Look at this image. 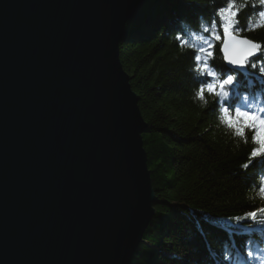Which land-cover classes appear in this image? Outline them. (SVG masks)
Segmentation results:
<instances>
[{
    "label": "water",
    "instance_id": "water-1",
    "mask_svg": "<svg viewBox=\"0 0 264 264\" xmlns=\"http://www.w3.org/2000/svg\"><path fill=\"white\" fill-rule=\"evenodd\" d=\"M146 1L0 0V264H131L156 197L120 46Z\"/></svg>",
    "mask_w": 264,
    "mask_h": 264
},
{
    "label": "trees",
    "instance_id": "trees-1",
    "mask_svg": "<svg viewBox=\"0 0 264 264\" xmlns=\"http://www.w3.org/2000/svg\"><path fill=\"white\" fill-rule=\"evenodd\" d=\"M203 2L146 1L142 19L127 26L128 37L120 46L146 123L142 140L156 197L154 218L131 264H230L225 254L243 252L245 245L251 251L254 239L264 238V196L254 188L264 183L258 181L264 176V155H251L259 148L252 130L240 138L218 123L220 107L230 104L232 94L231 104L243 105L242 110L250 102L239 100L233 84L225 85L227 96L205 90L204 108L193 99L204 87L201 80L219 84L193 70L196 54L210 63V70L230 71L220 54L221 41H213L214 55L208 57L199 52L207 46L192 39L209 35L195 30L199 17L211 15ZM236 19V27L243 29L237 35L264 46V26L248 30L242 13ZM182 20L192 27L180 31ZM184 40L195 47L186 48Z\"/></svg>",
    "mask_w": 264,
    "mask_h": 264
},
{
    "label": "clouds",
    "instance_id": "clouds-1",
    "mask_svg": "<svg viewBox=\"0 0 264 264\" xmlns=\"http://www.w3.org/2000/svg\"><path fill=\"white\" fill-rule=\"evenodd\" d=\"M199 3V0H197ZM219 5V6H217ZM232 5L234 9L238 10L237 13L243 14V28L252 30L259 29L264 25V18H261L260 13L264 12V3L261 0H204L201 6L207 7L211 10V15L209 17L201 16L198 18V23L196 24L197 31L202 30L206 34H210L216 31L220 24L219 13L222 9ZM240 23L239 20H234V25L237 26ZM192 26L187 21H180L179 28L180 31H185L190 29ZM238 32L243 29L237 28ZM257 44V43H256ZM186 48L190 47L185 45ZM259 57V59H253L251 57L243 67H235L228 73L221 72L219 75L223 77L222 80L231 79L232 84L236 86L239 95V100L241 97H245L251 107L247 110H242L241 107L231 104L233 94L230 99V108L232 111H242V112H254L257 118H264V46H261L259 52L254 57ZM194 102L198 104L200 108H204L207 105V101L201 99L197 92L194 94ZM229 113L220 112L218 115V123L224 126L228 134L231 135L233 131L227 127L225 122V116ZM243 138L242 136H238ZM238 146V145H237ZM258 181L264 182V176L259 177ZM259 184L254 186L258 189ZM251 198V197H250ZM176 258H180L176 255ZM224 259L229 261L230 264H264V238L257 237L254 239V248L249 250L245 245L243 252L236 251L234 253L225 254Z\"/></svg>",
    "mask_w": 264,
    "mask_h": 264
},
{
    "label": "snow or ice",
    "instance_id": "snow-or-ice-1",
    "mask_svg": "<svg viewBox=\"0 0 264 264\" xmlns=\"http://www.w3.org/2000/svg\"><path fill=\"white\" fill-rule=\"evenodd\" d=\"M261 3H264V0H261ZM237 11L238 10L234 9L232 5L222 9L219 13V30L211 32L208 36L193 35L192 39L200 40L207 46V48L202 46L199 49V52L204 53L208 57L214 55L213 49L216 47V44H214L213 41H222L221 50L224 53V59L230 65L243 67L251 57L258 54L261 45L249 41L248 39L238 37V30L234 25ZM260 16L261 18H264V12H261ZM177 39L180 40V37H177ZM183 44L195 47L187 40H184ZM194 61L195 67L193 70L195 72L205 75L210 80L219 81L217 86L216 83H209L205 80H201L200 82L204 85V87L197 90L198 96L205 100V90L208 94L215 95L217 97L227 96L225 85L232 84L231 79L221 80L220 75L216 71L210 70V63L208 61H202L199 54L194 56ZM217 87L219 88V91L217 90ZM230 109L229 105L221 106L219 111L222 113H230ZM225 122L227 127L230 128L237 136L244 137L246 136L248 130H252L253 140L259 145V148L254 150L251 155L254 158L264 155V118L258 119L253 113L236 111L234 115H226ZM258 192L261 196H264V183L259 184ZM248 215L255 218L256 212H251Z\"/></svg>",
    "mask_w": 264,
    "mask_h": 264
},
{
    "label": "bare ground",
    "instance_id": "bare-ground-1",
    "mask_svg": "<svg viewBox=\"0 0 264 264\" xmlns=\"http://www.w3.org/2000/svg\"><path fill=\"white\" fill-rule=\"evenodd\" d=\"M244 38H246V39H248L247 37H244ZM249 40V39H248ZM251 41V40H250ZM226 69H228V70H230V68L228 67V66H226ZM231 71V70H230ZM252 105H250L249 107H251ZM247 110V109H246ZM249 113H253V112H251V111H249Z\"/></svg>",
    "mask_w": 264,
    "mask_h": 264
}]
</instances>
